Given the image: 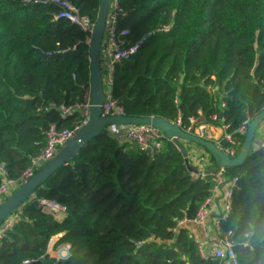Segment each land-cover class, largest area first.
Segmentation results:
<instances>
[{
  "label": "trees",
  "instance_id": "1",
  "mask_svg": "<svg viewBox=\"0 0 264 264\" xmlns=\"http://www.w3.org/2000/svg\"><path fill=\"white\" fill-rule=\"evenodd\" d=\"M71 1L95 21L99 0ZM118 4L126 13L117 19L118 31L128 29L121 36L125 46L138 44L114 64L110 83L125 115L179 118L186 128L190 116L209 122L217 113L238 143L237 155L244 134L236 129L264 109V0ZM55 11L51 2L0 0V164L6 178L16 179L44 146L50 123L72 127L82 117L76 111L62 119L51 104L84 98L90 33L52 20ZM255 137L245 159L223 175L225 182L236 178L221 229L232 231L238 264H264V145H255ZM205 152L196 155L200 163L205 159L204 171L215 167ZM192 160L188 156L198 168ZM214 185L215 174L192 173L171 140L149 152L104 127L18 207L17 222L0 242V264H221L203 258L189 228L177 226L195 217ZM39 199L64 206V218L44 212ZM54 236L55 246L70 244L68 258L45 256Z\"/></svg>",
  "mask_w": 264,
  "mask_h": 264
},
{
  "label": "built area",
  "instance_id": "2",
  "mask_svg": "<svg viewBox=\"0 0 264 264\" xmlns=\"http://www.w3.org/2000/svg\"><path fill=\"white\" fill-rule=\"evenodd\" d=\"M21 1L24 5L51 2L57 6V11L52 14V20L63 18L90 34L92 32L94 22H92L87 15L81 14L78 7H76L71 0ZM118 12H121L118 0H111L99 53L103 84L107 85H110L112 81L114 64L128 58L129 55L135 52L138 46L137 43L125 46L124 39L121 36L127 34L128 29L124 28L118 31ZM121 13L123 15L126 14L124 12ZM88 40L89 38L87 39V43ZM101 106L103 116L116 114L125 115L122 104L119 100L112 98L110 92H105V98ZM51 107H54L59 111L62 119H65L69 114L76 111L80 112L82 117L77 120L72 127L60 128L56 123H50L45 131L46 138L44 146L36 154L29 158L28 164L16 179L6 178L5 169L3 165L0 164V174L3 176V180L0 184V204L13 192L12 190L25 183L38 169L54 158L74 132L86 123L91 107L90 85L82 100H78L71 105L60 104L55 106L54 104H51ZM198 113L201 115V111H198ZM198 119L199 118L196 116H190L188 118V125L186 128H181L186 132L214 142L223 152L228 154L230 157H235L236 145L238 143L231 136V134L227 132L228 125L224 123L223 118H219L217 113H213L210 115L209 122H198ZM174 123L181 126L179 118H177ZM248 124L249 121L245 120L236 129V131L244 134ZM112 127L113 132H123V136L127 140L136 144L144 151L154 152L160 149L163 145L164 138H166L164 133L152 124H126L120 126L113 125ZM198 170L201 174L205 173L202 165L198 167ZM225 170L226 168L224 167L215 169V185L211 189V194L201 203L194 218L189 220L180 219L177 221V226H181L187 221L201 225L203 228L202 238H197L196 236L194 237L190 232V235L195 238L200 255L203 258H208L209 256L215 257L219 259L221 264H238L234 242L230 239L232 231L229 230L227 232H223L221 229V221L225 220L231 211L232 192L236 183V178L225 182V178L223 176ZM191 172L194 173L193 171ZM38 202L42 210L44 209L58 219L62 218L66 213L65 207L54 203V201L39 199ZM51 203L57 206L63 216L60 217V215L54 210H47V207H50ZM18 218L19 213L14 212L0 223V242L6 232L17 222ZM208 220H210V223H208ZM173 230L175 231L176 228ZM210 231L215 232V241L210 239ZM58 236H56V239ZM49 255L58 259L68 258L70 256V244L63 243L55 246V242H53L50 246ZM32 262L33 260L25 259L21 264H31Z\"/></svg>",
  "mask_w": 264,
  "mask_h": 264
},
{
  "label": "water",
  "instance_id": "3",
  "mask_svg": "<svg viewBox=\"0 0 264 264\" xmlns=\"http://www.w3.org/2000/svg\"><path fill=\"white\" fill-rule=\"evenodd\" d=\"M111 0H99L98 14L94 21L92 32L88 40L89 59V85L91 107L87 121L79 127L67 140L66 144L50 161L38 169L25 183L17 187L0 204V223L14 213L18 207L42 184L45 179L60 165L70 160L79 148L95 135L99 134L104 127L120 126L126 124H152L171 140L185 159L190 171L198 172V168L188 163V151L183 141L193 142L202 146L214 159L215 168L205 170L206 173H214L220 167L229 168L240 164L248 155L254 139L255 131L264 120V109L256 114L249 122L244 133L241 148L235 157H230L223 152L214 142L205 140L195 134L186 132L172 121L159 116L139 117L127 115H102V103L105 98L104 84L100 65V46L102 42L105 22ZM55 203V202H54ZM48 256V252L45 254ZM38 263V262H37ZM31 264H35L32 262Z\"/></svg>",
  "mask_w": 264,
  "mask_h": 264
},
{
  "label": "crops",
  "instance_id": "4",
  "mask_svg": "<svg viewBox=\"0 0 264 264\" xmlns=\"http://www.w3.org/2000/svg\"><path fill=\"white\" fill-rule=\"evenodd\" d=\"M109 87H110V85H109ZM198 122H205L203 119H202V117L201 118H199L198 119ZM263 122V121H262ZM261 122V123H262ZM218 132H219V130H218ZM222 132V131H221ZM119 133H123V132H119ZM256 133V132H255ZM256 141H257V143L256 144H264V122H263V124H262V127H260V128H258V130H257V139H256ZM196 149H195V147L193 148H191L190 149V152H189V157L191 156L192 158H195V154H196ZM200 151H202V150H200ZM203 153H205L206 154V152L205 151H202ZM197 155V154H196ZM216 195V194H215ZM217 198V197H216ZM55 208V212H57V214H59L60 215V217L61 216H63L62 215V213L60 212V210H58V208H56V207H53V205H51L50 206V209H54ZM45 212V211H44ZM48 213V212H47ZM65 215H66V213H65ZM64 215V216H65ZM64 216L62 217V218H56L57 220H62L63 218H64ZM191 224L192 222L191 221H187L186 223H184L183 225H186L187 227H188V225L187 224ZM208 223H210V220H208ZM196 225H198V224H196ZM198 227H200V230L198 229ZM189 228V230H190V232L193 234V236L195 237H197V238H202V236H203V228H202V226L201 225H198V226H196L194 229H192L191 227H188ZM210 239H212V240H216L215 238H216V234H215V232L214 231H210ZM54 242L56 241V239L55 240H53ZM53 241H51L50 243H49V245H48V249H47V252H48V254L50 253V246L52 245V243H53Z\"/></svg>",
  "mask_w": 264,
  "mask_h": 264
},
{
  "label": "rangeland",
  "instance_id": "5",
  "mask_svg": "<svg viewBox=\"0 0 264 264\" xmlns=\"http://www.w3.org/2000/svg\"><path fill=\"white\" fill-rule=\"evenodd\" d=\"M104 91L106 92V93H108V92H110V87H109V85H107V84H104ZM263 122H264V120H263ZM263 122L258 126V128H260V127H262V124H263ZM109 128H110V130H112V126H109ZM258 128H257V130H258ZM257 130H256V137H255V140H254V142H255V145H258V144H256L257 143V141H256V139H257ZM122 134L123 133H121V136H122ZM120 139H123V137H120ZM186 144V146L189 148V149H191L192 147L194 148L195 147V149H196V154H199L200 156H202L203 155V152L202 151H205L204 149H201L197 144H194L193 142H186L185 143ZM200 150H202V151H200ZM196 154H195V158H192L193 160V164H195V165H197V166H201L202 165V163L205 161V159H204V161H202V163H200V161H199V159H198V157L196 156ZM202 167H203V165H202ZM15 190V189H14ZM14 190H12V191H14ZM44 210V209H43ZM47 210H49L50 211V207H47ZM51 210H54L55 211V208L54 209H51ZM45 211V210H44ZM45 212H47V211H45ZM188 225V227H191L192 229H194L196 226H198V225H196V224H194V223H191V224H187ZM198 229L200 230V227H198ZM56 239V236H54L51 240H50V242L51 241H53V240H55ZM54 242V241H53Z\"/></svg>",
  "mask_w": 264,
  "mask_h": 264
},
{
  "label": "bare ground",
  "instance_id": "6",
  "mask_svg": "<svg viewBox=\"0 0 264 264\" xmlns=\"http://www.w3.org/2000/svg\"><path fill=\"white\" fill-rule=\"evenodd\" d=\"M51 205H53V207H56V208H57V206H56L55 204H52V203H51L50 206H51Z\"/></svg>",
  "mask_w": 264,
  "mask_h": 264
}]
</instances>
